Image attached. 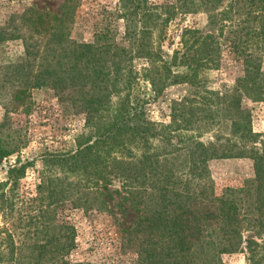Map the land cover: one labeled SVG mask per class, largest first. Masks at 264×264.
Segmentation results:
<instances>
[{
	"label": "trees",
	"instance_id": "16d2710c",
	"mask_svg": "<svg viewBox=\"0 0 264 264\" xmlns=\"http://www.w3.org/2000/svg\"><path fill=\"white\" fill-rule=\"evenodd\" d=\"M220 2L128 0L124 13L128 46L104 30L97 31L91 41L73 38L79 0H67L60 14L27 10L14 18L8 31L0 30V39L21 37L29 67L37 65L26 92L50 86L62 101L86 114L88 131L78 137L77 147L56 154L53 162L81 181L82 189L73 199L76 206L105 207V189L119 180L116 192L122 203L139 213L135 224L123 230V238L137 250L136 264H224V253L242 249L249 264H264V243L243 237V228L257 229L264 222V138L256 149L249 112L239 96L193 90L173 102L169 123L152 121L147 114L151 100L179 82L175 68H190L194 86L199 83V68L219 61V49L207 43L213 36L198 37L199 47L187 45L190 33L196 32L189 27L183 31L182 48L167 60L155 45L166 25L179 13L197 10L207 12L209 24H215L221 15ZM235 3L241 27L232 48L244 65L246 87L264 93L258 62V52L264 49V0ZM137 58L151 60L144 75L153 92L148 97L133 91L139 83ZM230 128L233 135L244 130L240 142L221 143ZM207 135L216 140L207 143L203 140ZM9 153L0 149V162ZM250 153L255 177L243 187L215 196L207 162ZM58 260L59 264H85L63 257Z\"/></svg>",
	"mask_w": 264,
	"mask_h": 264
},
{
	"label": "rangeland",
	"instance_id": "374dc122",
	"mask_svg": "<svg viewBox=\"0 0 264 264\" xmlns=\"http://www.w3.org/2000/svg\"><path fill=\"white\" fill-rule=\"evenodd\" d=\"M127 1L79 0L72 37L91 41L97 31L104 30L119 44L128 46L127 16L124 17ZM220 1L217 7L221 15L215 24H209V15L203 10L179 13L155 42L170 61L174 50L183 46L184 29H196L190 33L187 45L199 47L198 37L208 39L211 35L213 40L209 38L207 43L217 46L219 61L200 67L199 83L194 86L190 68H175L179 82L151 100L147 114L152 121L169 123L173 102L193 90L202 94L204 90L234 93L249 112V128L256 134L259 149L264 138V93L257 94L246 87L244 65L232 48L235 33L241 27L235 14L238 6L235 0ZM66 3L67 0H0V30L8 31L14 18L27 10L60 14ZM15 37L4 35L0 39V149L10 151L0 162V264H59V257L71 263L136 264L137 250L123 238V230L135 224L139 213L122 203L116 192L118 179L105 189V207L87 209L88 205L74 204L82 183L72 173L60 170L53 159L56 154L69 153L77 147L78 137L88 131L86 114L72 108L69 101H62L50 86L25 91L37 65L31 63L29 67L24 40ZM258 53L264 74V49ZM134 66L139 83L133 91L148 97L153 92L144 75L152 66L151 60L137 58ZM230 129L221 143L240 142L244 130L233 135ZM203 140L209 143L216 139L207 135ZM254 163L251 153L210 159L207 170L211 191L220 197L229 188L243 187L255 177ZM125 207L129 209L124 211ZM243 237L264 243V222L257 229L243 228ZM72 240L75 246H71ZM222 260L224 264H249L245 249L224 253Z\"/></svg>",
	"mask_w": 264,
	"mask_h": 264
}]
</instances>
